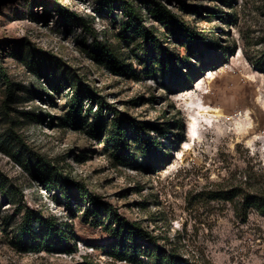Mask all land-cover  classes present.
<instances>
[{
  "label": "rangeland",
  "instance_id": "obj_1",
  "mask_svg": "<svg viewBox=\"0 0 264 264\" xmlns=\"http://www.w3.org/2000/svg\"><path fill=\"white\" fill-rule=\"evenodd\" d=\"M157 3L215 42L207 57L218 56L216 69L165 28ZM139 30L179 57L178 75ZM259 58L264 0H0V264H169L171 252L179 264H264V213L246 202L264 195ZM73 80L106 101L108 123L165 129L168 163L154 171L131 132L124 149L111 129L97 137L100 105L88 111L82 96L76 118ZM187 106L200 110L196 141ZM214 108L223 116L208 117ZM116 217L139 222L156 243L146 252L117 243Z\"/></svg>",
  "mask_w": 264,
  "mask_h": 264
},
{
  "label": "trees",
  "instance_id": "obj_2",
  "mask_svg": "<svg viewBox=\"0 0 264 264\" xmlns=\"http://www.w3.org/2000/svg\"><path fill=\"white\" fill-rule=\"evenodd\" d=\"M154 11L157 13L158 19L164 24L165 28H167L177 40L187 46L191 56H198L202 58L200 61L201 64L204 66L209 64V66H212L210 69H216L215 64L219 63L217 62L218 56L216 57L211 54L209 57H207V53L212 51L215 42L212 43L210 39L208 40L199 31L187 25L163 4L157 3ZM137 35L143 37L147 43H151L152 47L162 51L163 58L162 60H159V62H162L161 66L164 68L170 67L172 73H174V75H178V72L181 68V66L178 65V61L180 59L175 53L173 54L166 52L168 51V48L164 46L165 41L158 35V33H147L145 31L139 30L137 31ZM206 59H208V62H206ZM255 60L257 66L264 71V59L259 58ZM73 82V88L76 89V93L72 103V108L76 118L81 119L83 107L82 96L91 100L88 111H92L93 102H98L100 105V110L95 112V120H93L91 124L93 130L98 133L97 137H101L103 135V130L111 129L110 136L111 140L114 141V145L118 146L119 149H124L126 148V145H129V132H131L134 136L133 138L139 139L140 148L142 149L145 157L148 159V164L151 166L153 165L154 171L160 170L163 168L162 166L168 163V160L170 159V153L168 152L169 147L161 140L162 137L164 138L167 135L165 129L153 127L155 125H148V123H143L136 118L115 117L110 121V123H108L105 120V116L102 112V109L105 106H109L106 101L99 97L94 89L90 87V85L85 83L78 84L76 80H73ZM182 90L183 89H180V91ZM10 94L11 93H9V96ZM145 125L151 127L146 128ZM151 130H158L161 134V138L159 139L158 137L152 135L150 133ZM179 142L180 141H176V144H179ZM154 159H156L155 162ZM43 168L47 169L46 165H41L37 171L39 172L40 169ZM246 202L251 206H256L262 213H264V195H248L246 197ZM105 214L113 218L112 210H107ZM30 219V214L27 216L25 215L21 232H28L31 225ZM41 223L43 224L44 229L46 228L51 233L54 232L56 236H59L61 232L60 227L57 225L55 227H51L49 225L48 219H41ZM114 224L115 228L112 229V234L117 243L132 244L134 249L138 247L140 250H143L142 247H144V251L141 252H146L145 249H150L154 243H156V236L151 234L137 221H131L124 217H116V219H114ZM53 240L55 241L56 239ZM144 241L145 243H143ZM122 258L134 262V260L131 258L129 259L127 255H124ZM165 260H168L169 264H179V262L183 259L181 257H177L175 253L171 252L169 255H166Z\"/></svg>",
  "mask_w": 264,
  "mask_h": 264
},
{
  "label": "bare ground",
  "instance_id": "obj_3",
  "mask_svg": "<svg viewBox=\"0 0 264 264\" xmlns=\"http://www.w3.org/2000/svg\"><path fill=\"white\" fill-rule=\"evenodd\" d=\"M212 74L213 73H211V75ZM195 88H196V90L202 88V82L197 83V85L195 86ZM188 93H189V91L187 90L183 95L188 94ZM202 104H204V103H202ZM191 108H193V106H187V108H185L190 113L189 114L190 115V117H189L190 120H189L188 125H187L188 126V129L187 130H188L189 139L196 141L197 140L196 139V136L198 135V126H197L198 123H197V119H196V116L197 115H195V113L196 114L197 113H200L199 112L200 110H197L199 108H195V110H197L195 112V110H189ZM208 108H209V106H206L205 104H204V106L201 105V109L204 110V111L209 110ZM213 111H214V113H211L210 115L207 114L208 117L210 116V118H212V117L217 118V117L223 116V113H222V111H221L220 108H214ZM203 123L208 128H210L213 125L211 123V121H209V120L204 121ZM184 147H188V145H185ZM182 157H183L182 155H178L177 156V159L182 158Z\"/></svg>",
  "mask_w": 264,
  "mask_h": 264
},
{
  "label": "water",
  "instance_id": "obj_4",
  "mask_svg": "<svg viewBox=\"0 0 264 264\" xmlns=\"http://www.w3.org/2000/svg\"><path fill=\"white\" fill-rule=\"evenodd\" d=\"M197 110H195V112H196Z\"/></svg>",
  "mask_w": 264,
  "mask_h": 264
}]
</instances>
